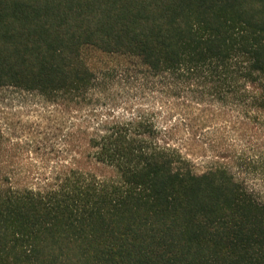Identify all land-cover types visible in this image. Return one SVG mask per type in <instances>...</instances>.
<instances>
[{"label":"trees","instance_id":"obj_1","mask_svg":"<svg viewBox=\"0 0 264 264\" xmlns=\"http://www.w3.org/2000/svg\"><path fill=\"white\" fill-rule=\"evenodd\" d=\"M88 50L117 92L201 106L193 134L264 121V0H0V264H264L255 160L212 125L198 168Z\"/></svg>","mask_w":264,"mask_h":264},{"label":"rangeland","instance_id":"obj_2","mask_svg":"<svg viewBox=\"0 0 264 264\" xmlns=\"http://www.w3.org/2000/svg\"><path fill=\"white\" fill-rule=\"evenodd\" d=\"M85 57L91 67L107 74L109 81L107 82V86L109 89L113 88V92H117V88H119L120 85H122V87L120 86L121 88L126 87L127 83L122 82L120 85L118 83L125 77L123 68L121 69L118 65L121 61L120 59L102 56L90 50L85 52ZM124 91L125 92H117V111L122 113L128 108L127 106L133 108L135 105L140 104L145 107L150 106L155 112H159V122H162L169 116L167 122L178 124L173 143L176 144L198 168L204 165V162L208 160L207 157L209 154L204 152V138L209 130H211V126L216 125L215 129L218 130L215 132L212 130L209 132V135L213 133L211 136L222 143L223 146L235 148L238 153L243 152L241 154L245 157L255 160L254 166L250 168L252 172L243 176L246 178V186L264 202V121H262V119L257 121L256 124L235 125V112L230 109L221 110L222 112H219L213 108L216 112L213 119H216V121L210 124L209 122L212 120L210 116L212 109L210 110L208 107V109L205 108L206 114L201 117L204 120L201 121L198 126V133L193 134L191 133L192 130L188 119L196 117L201 106L190 104L188 101L185 102L182 97L176 99V105L174 106H163L156 94L142 95L135 92L127 93L126 89ZM96 106L99 107V105ZM11 108L13 110H20L17 104H12ZM36 109L37 107L34 103L30 104L29 110ZM189 112H191V115ZM203 122H205L204 125H202ZM241 171L242 170L236 172L240 173Z\"/></svg>","mask_w":264,"mask_h":264}]
</instances>
